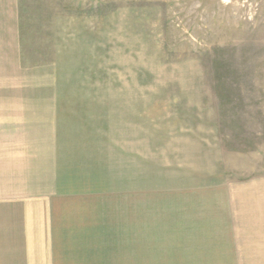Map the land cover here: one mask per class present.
I'll return each mask as SVG.
<instances>
[{
  "label": "rangeland",
  "instance_id": "obj_1",
  "mask_svg": "<svg viewBox=\"0 0 264 264\" xmlns=\"http://www.w3.org/2000/svg\"><path fill=\"white\" fill-rule=\"evenodd\" d=\"M16 3V20L0 13V92L38 108L31 138L22 118L0 149V264H51L45 161L61 126L122 178L118 237L131 169L134 264H264V0ZM189 183L200 198L174 197Z\"/></svg>",
  "mask_w": 264,
  "mask_h": 264
},
{
  "label": "crops",
  "instance_id": "obj_2",
  "mask_svg": "<svg viewBox=\"0 0 264 264\" xmlns=\"http://www.w3.org/2000/svg\"><path fill=\"white\" fill-rule=\"evenodd\" d=\"M6 7L13 11L11 17L16 20L18 16L16 0L1 1L0 13L4 17ZM13 40L14 43L10 46L11 52L19 55V33L14 35ZM14 68L19 69L20 65ZM5 69L9 68L0 58V73L3 74L2 71ZM32 97L26 99L20 94L0 92V149L3 145L7 146L3 140L7 134H17L21 131L22 118L29 119L25 126H28L26 132L28 138H31L32 114H36V108H38V100ZM68 101L66 98L61 99L62 103L58 102L55 107L60 112L66 111L63 116L65 118L69 117L68 112H70ZM69 128V126H61L56 129L60 131H57L56 139L50 142L51 152L47 155V160L53 159V161H45V181L48 182L45 201L48 218L43 245L48 247L49 261L51 264H134L132 238L134 186L133 176L129 174L131 169L126 168L125 190H120L125 191L124 207L121 208L125 218H122L124 224L120 226L122 236L118 237L116 236L118 226L114 218L115 207L118 208V206H115L112 197L116 190H119L116 182L120 177L113 172L111 165L101 162V156L98 153L96 155L95 150L92 153L91 151L86 153L79 146L71 148ZM16 138L8 146H12L11 151L14 157L12 173L21 175V157L19 158L21 152L16 148L20 142H16ZM27 157L30 162L32 154H27ZM2 158L6 157L0 154L1 162H3ZM0 181L5 179L1 176ZM200 186L207 190L205 184ZM197 188L189 183L183 188L185 191L183 196L182 193L179 195L175 192L174 197L200 198L199 193H196ZM26 203L30 210L26 212V218L28 222H31L37 215L32 210L38 206L33 205L31 199H28ZM176 222L177 219H174V223ZM25 235L28 236L30 233L25 232Z\"/></svg>",
  "mask_w": 264,
  "mask_h": 264
}]
</instances>
